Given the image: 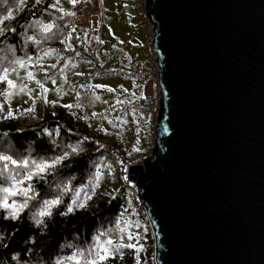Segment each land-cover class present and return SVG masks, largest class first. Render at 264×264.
Masks as SVG:
<instances>
[{
    "label": "water",
    "instance_id": "95a60500",
    "mask_svg": "<svg viewBox=\"0 0 264 264\" xmlns=\"http://www.w3.org/2000/svg\"><path fill=\"white\" fill-rule=\"evenodd\" d=\"M162 97L131 164L155 264H264V0H145Z\"/></svg>",
    "mask_w": 264,
    "mask_h": 264
},
{
    "label": "trees",
    "instance_id": "16d2710c",
    "mask_svg": "<svg viewBox=\"0 0 264 264\" xmlns=\"http://www.w3.org/2000/svg\"><path fill=\"white\" fill-rule=\"evenodd\" d=\"M25 1L0 0V25L7 28L0 32V70H12L19 61L47 50L56 51L62 61L71 56L95 59L90 57L86 34L71 26L78 16L75 6L71 12H64L55 7L56 0H39L11 17V12ZM46 25L53 27L44 31ZM7 88L6 82L0 83V99ZM135 99L127 100L135 106ZM34 116L31 111L10 117L8 107L0 104V155L29 161L25 168L0 160V189L13 186L15 177L22 182L19 188H30L28 195L32 197L18 219H11L8 210L0 208V264H77V259H69L74 256L79 264H85L96 237L105 241L110 229L122 234L123 245L135 247L120 249L102 264H155L154 237L132 226L143 212L137 210L125 190L114 196L103 193L98 203L85 205L83 201L85 206H78L93 193L99 160L108 152L98 143L104 132L99 131L94 138L89 127L78 123L62 105L47 110L39 120L32 121ZM64 153H68L67 158L44 172H37L31 164L33 160L51 162ZM29 169L32 176L26 179ZM4 195L0 191V198ZM57 198L60 203L52 207V214L41 217L44 201ZM25 199L23 195L9 196L8 202L23 203ZM69 207L73 211L69 212ZM38 219L43 223L37 224Z\"/></svg>",
    "mask_w": 264,
    "mask_h": 264
},
{
    "label": "rangeland",
    "instance_id": "374dc122",
    "mask_svg": "<svg viewBox=\"0 0 264 264\" xmlns=\"http://www.w3.org/2000/svg\"><path fill=\"white\" fill-rule=\"evenodd\" d=\"M36 1H25L11 12V17ZM144 5L145 0H75V3L56 0L55 7L64 12L76 7L75 22L78 20L83 26L79 23L71 26L86 34L90 57L93 53L95 59L71 56L62 61L53 50L34 54L9 70L8 79L15 86H8L0 104L8 107L10 117L34 111L32 121L41 119L54 106L62 105L78 123L89 127L93 137L99 131L104 132L98 143L108 152L99 160L93 193L81 202L96 204L103 193L114 196L125 190L137 204V210L143 212L140 221L136 217L138 220L132 226L153 235L137 186L129 180L128 169L151 152L155 137L157 109L132 106L127 100L152 95L158 88L150 42L152 25ZM4 30H7L6 24L0 25V32ZM108 232L106 240L113 241L109 247L125 243L118 230Z\"/></svg>",
    "mask_w": 264,
    "mask_h": 264
},
{
    "label": "snow or ice",
    "instance_id": "6c2138e0",
    "mask_svg": "<svg viewBox=\"0 0 264 264\" xmlns=\"http://www.w3.org/2000/svg\"><path fill=\"white\" fill-rule=\"evenodd\" d=\"M39 3V0H37ZM72 3H75V0H71ZM51 27L53 25H46L44 26V31H50ZM19 63H23L22 61H19ZM8 68H3L0 70V83L6 82L9 87H14V83L12 80L8 79ZM29 76L31 77V73H29ZM37 84H39V81H36ZM97 87H102L101 85H97ZM111 90V89H110ZM47 91V89H45ZM11 115V113H9ZM73 151H76V149H73ZM68 153H64L62 156L55 157L51 162L49 161H41L40 163H37L36 161H31V164L35 167V170L37 172H44L46 169L55 166V164L60 163L62 160L67 158ZM0 160L11 162L12 164H23L25 168L29 167V161L27 159L22 161H17L13 159L11 156L7 155H0ZM7 163L4 165L5 168H7ZM32 176V170L29 169L28 175L26 176V179H31ZM14 180V185L10 187H6L3 189H0V191H3L5 195L3 198H0V208H3L5 210H8V216L11 219H18L20 211L27 206L28 199H31L28 195L30 188H19V185L22 183L19 180H16L15 177L12 178ZM18 189V190H17ZM16 195H23L26 197V199L23 201V203H17L15 200L12 201V203L8 202L9 196H16ZM60 203L59 198L51 200V201H44V208L40 211L39 215L41 217L43 216H50L51 209L53 206L58 205ZM75 204V202H73ZM79 207H84L85 205L83 203L78 205ZM68 211H73L72 207L68 208ZM37 224L43 223L42 220H36ZM96 243L93 245V248L89 249V256L90 259L85 261V264H102V262H105L109 260L110 258H114L116 253L120 251V249L124 247L128 248H134L135 245L127 244V245H115V247H109L113 244V241L111 239H108L106 241L101 242L99 236L96 237ZM82 255V254H80ZM69 259H77V264H79L78 257H70Z\"/></svg>",
    "mask_w": 264,
    "mask_h": 264
},
{
    "label": "built area",
    "instance_id": "2783aa9c",
    "mask_svg": "<svg viewBox=\"0 0 264 264\" xmlns=\"http://www.w3.org/2000/svg\"><path fill=\"white\" fill-rule=\"evenodd\" d=\"M76 23H79L80 26H83V24L81 22H79L78 20H77ZM91 56L94 58L95 54L91 53ZM154 67H156V61H154ZM161 97H162V94H161V91H160V89L158 87L154 94L145 95V96L136 98L134 100V105L137 106V107H142V108H156V109H158V105H159ZM149 154H151V152ZM143 160H144V158L140 159L138 162H135L133 164H138L139 162L143 163ZM129 168H130V165L128 166V169ZM129 180H130V177H129Z\"/></svg>",
    "mask_w": 264,
    "mask_h": 264
},
{
    "label": "bare ground",
    "instance_id": "6f19581e",
    "mask_svg": "<svg viewBox=\"0 0 264 264\" xmlns=\"http://www.w3.org/2000/svg\"><path fill=\"white\" fill-rule=\"evenodd\" d=\"M138 164H141V162H139Z\"/></svg>",
    "mask_w": 264,
    "mask_h": 264
}]
</instances>
